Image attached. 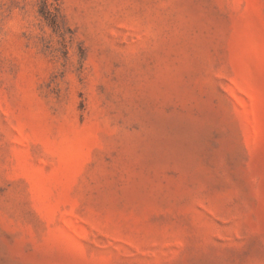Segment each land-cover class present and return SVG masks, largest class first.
<instances>
[{"label": "rangeland", "instance_id": "rangeland-1", "mask_svg": "<svg viewBox=\"0 0 264 264\" xmlns=\"http://www.w3.org/2000/svg\"><path fill=\"white\" fill-rule=\"evenodd\" d=\"M0 264H264V0H0Z\"/></svg>", "mask_w": 264, "mask_h": 264}]
</instances>
